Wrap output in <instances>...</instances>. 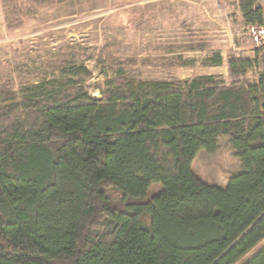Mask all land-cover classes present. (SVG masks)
I'll list each match as a JSON object with an SVG mask.
<instances>
[{"label": "trees", "instance_id": "obj_1", "mask_svg": "<svg viewBox=\"0 0 264 264\" xmlns=\"http://www.w3.org/2000/svg\"><path fill=\"white\" fill-rule=\"evenodd\" d=\"M236 6L248 32L264 25L262 0ZM262 49L229 56L230 84L213 74L136 85L119 76L94 99L80 64L0 90V264H236L264 239ZM202 64L222 66V52ZM256 66L258 80L245 79ZM221 137L241 160L226 187L193 170ZM154 183L162 188L147 198ZM244 264H264V246Z\"/></svg>", "mask_w": 264, "mask_h": 264}, {"label": "rangeland", "instance_id": "obj_2", "mask_svg": "<svg viewBox=\"0 0 264 264\" xmlns=\"http://www.w3.org/2000/svg\"><path fill=\"white\" fill-rule=\"evenodd\" d=\"M21 1L0 0L1 91L61 79L64 67L80 64L91 72L85 82L94 99L119 76L123 85H136L213 74L230 84V55L254 58L256 50L263 52V46L253 47L238 0H56L50 9L32 6L25 13L19 8L20 14L7 17L5 4ZM19 17L23 25L9 28ZM212 50L222 52V66L202 64ZM261 74L256 66L244 78L254 81ZM228 140L221 137L215 152H197L193 170L208 184L226 187L241 166ZM161 188L154 183L147 198ZM106 190L120 205L121 194ZM263 246L264 239L236 264Z\"/></svg>", "mask_w": 264, "mask_h": 264}, {"label": "built area", "instance_id": "obj_3", "mask_svg": "<svg viewBox=\"0 0 264 264\" xmlns=\"http://www.w3.org/2000/svg\"><path fill=\"white\" fill-rule=\"evenodd\" d=\"M248 33L252 39L253 47L259 48L264 46V25L253 24L249 26Z\"/></svg>", "mask_w": 264, "mask_h": 264}, {"label": "crops", "instance_id": "obj_4", "mask_svg": "<svg viewBox=\"0 0 264 264\" xmlns=\"http://www.w3.org/2000/svg\"><path fill=\"white\" fill-rule=\"evenodd\" d=\"M217 2L219 3V0H217Z\"/></svg>", "mask_w": 264, "mask_h": 264}]
</instances>
